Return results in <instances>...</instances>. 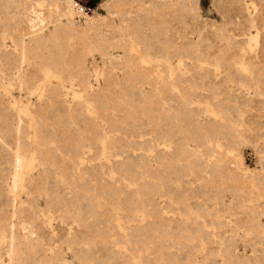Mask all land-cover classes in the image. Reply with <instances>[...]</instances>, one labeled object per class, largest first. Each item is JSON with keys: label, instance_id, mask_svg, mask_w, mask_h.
<instances>
[{"label": "rangeland", "instance_id": "1", "mask_svg": "<svg viewBox=\"0 0 264 264\" xmlns=\"http://www.w3.org/2000/svg\"><path fill=\"white\" fill-rule=\"evenodd\" d=\"M33 1L55 10L54 0ZM77 1L93 22L63 24L67 58L40 86L24 77L18 91L16 68L0 67V82L46 135L36 140L28 128L33 159L24 172L58 169L39 185L29 175L18 185L23 208L40 212L50 196L52 225L40 216L14 264H180L187 255L198 264H264V0H115L96 14L90 9L103 0ZM110 55L118 81L94 101ZM48 84L69 107L74 92L92 113L76 118L68 107L45 105ZM98 129L103 149L113 142L108 165L119 178L112 183L59 163L70 143L88 152L92 135L101 140ZM51 145L63 148L45 160ZM8 165L0 160V183ZM2 209L0 198V237ZM110 215L120 216V229ZM5 251L0 241V264Z\"/></svg>", "mask_w": 264, "mask_h": 264}, {"label": "bare ground", "instance_id": "2", "mask_svg": "<svg viewBox=\"0 0 264 264\" xmlns=\"http://www.w3.org/2000/svg\"><path fill=\"white\" fill-rule=\"evenodd\" d=\"M54 1L55 10L52 13H46L41 2L36 3L33 0H0V67L5 73H10L11 66L16 68L18 91L22 90L24 77L30 79L32 82H35L34 78L36 77L38 79L37 85L40 86L49 70L59 66L61 61L67 58L68 50L60 39L61 27L64 23H72L74 25L84 23L89 25L93 22L91 14L87 10L85 11L84 6L77 0ZM114 1H100L90 10L96 14L103 8H109L113 5ZM51 14L52 16H50ZM46 29L49 30V35L45 34ZM179 61L182 62V60ZM115 62H117V59L113 55H110L108 62H105L102 70V91L96 90L94 101L102 99L104 91L109 89L112 84L117 83L118 77L110 66V64ZM82 65L79 69L80 77L82 80H86L88 70L85 64ZM166 66L169 69L177 68L171 64H167ZM94 72L96 75L97 70ZM2 90L7 92L6 96L9 102H7ZM59 90L60 88L57 85L48 84V92L44 104L47 106L54 103L58 104L62 106L63 112L71 109L76 118L85 116V113L89 112L88 110L90 109L87 108L74 92V104L70 105V107L66 105ZM41 106V104H37L33 112L40 111ZM25 107L20 96H12L8 88L0 82V160H8L9 162V165L4 167L7 170V174L3 173L5 178L0 183V198L3 201V209L1 211L2 236L0 237V241L6 243L5 253L8 260L4 264L18 262V244H22L34 237L36 229L39 228L40 220L38 222L37 220L40 216L45 219L44 223L48 228L52 225V221L48 215L49 210L46 207L50 202L48 194L45 196L46 205L39 208L40 212L27 207L23 208L21 204L22 197L18 185L25 176L29 175V180L32 179L31 182L35 186L42 183V176L48 173L51 177H55L56 170H58L51 165H46L34 175L24 172V166L31 157L29 152L31 150L30 143L25 139L28 136V128L30 126L34 127L36 140L39 138L42 142L46 140V135L39 136L38 120L34 113L27 114ZM89 113H92V110ZM31 116L34 119L32 125ZM97 131H99L101 140L97 141L94 135H92L89 144L86 146L88 152L80 150L78 142L70 143L65 147L68 152L59 163L68 164L76 173L91 170L94 172L95 177L103 181L102 183H112V181H117L119 178V176L115 177L111 167L108 165L109 152L111 151L113 142L110 141L107 150L103 149L102 144L104 139H102V131L101 129ZM237 142L234 143L233 141L231 147L238 149ZM62 148L60 145H51L48 148L47 154L44 155V159L56 158L57 150ZM34 151L41 152L37 141L34 144ZM100 154L104 155V159L101 161H99ZM85 157H89L90 162L82 166L81 162ZM120 169L118 165H115L116 172H119ZM236 176V173L233 171V180L237 178ZM28 194V191H26V196ZM67 198L64 196V203H67ZM37 204L35 203L36 206H38ZM223 207H226V205ZM153 208L157 212L156 206H153ZM25 210L28 216L21 213ZM132 218L139 219L137 215L132 216ZM108 219L113 227L120 229L119 215L115 217L110 215ZM256 224H258V227L262 225L258 221ZM134 225L136 228H140L141 226L140 224ZM82 227L78 228L76 226V229H82ZM198 262L200 261H198L196 256L187 255L181 259L180 264H198Z\"/></svg>", "mask_w": 264, "mask_h": 264}]
</instances>
